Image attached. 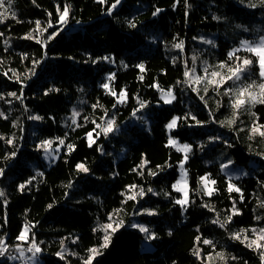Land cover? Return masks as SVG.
I'll return each mask as SVG.
<instances>
[{"label": "trees", "instance_id": "1", "mask_svg": "<svg viewBox=\"0 0 264 264\" xmlns=\"http://www.w3.org/2000/svg\"><path fill=\"white\" fill-rule=\"evenodd\" d=\"M114 2L12 0L5 21L0 23V112L7 116L0 117V136L4 137L0 140V168L4 169L0 176L4 192L0 197V237L9 245L20 243L16 236L29 224L30 238L34 235L42 249L41 264H82L88 249L102 243L103 232L93 229L109 223L112 215L114 221L123 220V226L93 264H202L193 255L197 248L202 257L224 253L226 264H261L259 254L232 239L231 233L264 227V207L260 206L264 202V156L258 155L264 153V140L248 139L250 115L242 114V120L231 129L213 122L229 117L231 109L226 99L217 111L212 91L208 107L205 103L202 108L195 104L187 107V99L195 103L198 96L177 81L184 79L185 62L191 67L194 55L210 58L211 49H206L209 45L204 39L212 38L214 31L226 25L231 32L258 23L264 19V6L260 0H121L109 15L107 9ZM253 3L257 7L248 6ZM65 5L71 7L67 28L63 29L57 23V6L62 11ZM156 8L162 11L154 16ZM49 19L52 28L43 35L33 32L35 21L46 27ZM129 21L136 27H130ZM56 31L59 35L48 40ZM30 32L34 38L24 39ZM38 39L42 43H37ZM180 41L184 42L183 51L173 47ZM217 43L220 49L214 54L219 61L227 60L229 50L237 45L223 37ZM140 64L143 71L137 67ZM252 72L259 73L255 63ZM111 74H115L113 90L127 93L124 103H117V97L102 87ZM156 84L163 90L174 88V105L162 101ZM21 91L20 100L8 95L16 92L20 96ZM139 101L145 102L144 109L149 112L148 131L143 127L146 120L131 122L140 111ZM73 109L80 113L76 124L71 120ZM252 111L264 123V105L257 104ZM185 116L188 118L183 119ZM191 116L205 123L197 125ZM173 117L182 119L172 136L192 146L186 165L191 202L185 211L175 203L180 194L172 187L184 158L168 145L166 126ZM108 119L115 120L116 130L107 136L101 133L89 147L86 133L96 127L92 121L103 124ZM241 128L244 131L237 130ZM9 138L14 145L5 143ZM57 138L65 143L50 167L38 146L45 139L57 146ZM227 144L236 164H258L254 176L234 182L240 193L228 192L229 181L215 161ZM67 145L74 148L70 151ZM12 152L15 157L6 158ZM144 161L147 164L141 167ZM78 163H84L89 171L77 170ZM206 175L216 181L211 197L203 194L200 183V177ZM21 184H25L23 190ZM130 185L137 188L129 190ZM141 188L143 197L127 199ZM149 188L153 191L148 192ZM233 204L240 215L225 227L212 223L215 219L223 222ZM134 224L155 234L153 251H141L147 233ZM247 234L252 236L251 231ZM203 239L211 240L215 248L204 245ZM60 252L66 253L64 259L57 255ZM0 264L17 262L5 256ZM215 264L225 261L217 259Z\"/></svg>", "mask_w": 264, "mask_h": 264}, {"label": "snow or ice", "instance_id": "2", "mask_svg": "<svg viewBox=\"0 0 264 264\" xmlns=\"http://www.w3.org/2000/svg\"><path fill=\"white\" fill-rule=\"evenodd\" d=\"M33 2H35V0H33ZM98 2L104 4L106 3V0H98ZM241 2H243V0H241ZM6 3L8 5L7 8L5 7ZM120 3L121 0H115V2L111 5V7L107 9L108 14L110 15L113 9H115L116 6L119 5ZM185 3H187V0H185ZM11 4H12V0H0V9L3 10L0 11V23H3L5 21L7 17V13L10 11ZM260 4L261 6H264V0H260ZM248 6L252 8L257 7V5L254 3L249 4ZM70 7H71L70 5H65L63 7V10L61 11L60 6H57V13H58L57 23L59 25H65L67 23L70 14ZM161 11L162 9L156 8V10L153 12V15L155 16ZM11 15L13 18H15L16 14L12 12ZM49 16L51 17V13H49ZM214 19H218V18L214 17ZM53 26L54 25L51 19H49V21L47 22L46 27H42L41 21L37 20L35 21V28L33 29V32H37L40 35H43V33L48 31V28H52ZM129 26L135 28L136 24L132 21H129ZM0 35L3 34L0 33ZM57 35H59V31L53 32L50 36L47 37V39L48 40L54 39ZM23 38L33 39L34 37L30 32ZM36 42L42 43V41L39 39ZM203 42L208 45H214V42L212 40H204ZM173 47L183 51L184 42L180 41L179 43L174 44ZM242 50L250 55H246V56L239 55V53ZM227 56H228L227 60L220 61L215 65H209L207 61H204L202 66V74H197L196 61L198 57L194 55L192 57L191 67H188L187 62H185V70L183 72L184 79L182 81H177V83L183 84L187 88L195 92L199 96L200 100L205 103V107H208V102L205 99V97L208 95L210 90L214 92L217 97H228V107L231 109L230 116L226 117L224 120H219V121L213 119V122L219 123L221 127H228L231 129L239 121L240 115L244 112H247L252 117L251 125L247 129L248 139L253 140L256 137H259L261 140H264V123H260L257 114L251 111V109L254 108L257 104L264 105V35L260 36L258 41H251L246 39L241 40L239 47L229 51ZM102 59L108 60L109 57H103ZM254 63L257 64L259 67L260 82H257L255 80H252L251 82H246L244 80V74ZM137 67H139L141 71L144 70L143 64H140ZM10 71L14 72V70L11 69ZM5 75H7V72H5ZM114 78H115V74H111L108 77L109 80H113ZM141 79H143V77H141ZM17 80L19 81V77H17ZM229 84H231V86H229ZM102 87L104 89L109 90V94L117 97V103H124L126 101L127 93L125 90L122 89L117 94L114 90L110 88V85L108 83H104ZM154 87L160 89V86L158 84L154 85ZM160 91L164 93L162 98L164 99L165 103H171L176 98L172 89H168L167 92H164L163 89H160ZM8 95L14 97L15 99L20 100L22 98L23 93L21 91L20 96H18L16 92L8 93ZM0 99H3L2 95H0ZM139 104H140V108L146 106L144 101H139ZM113 106L115 107V105ZM93 107L95 108L96 105H93ZM222 107H224L222 101L216 100V110L218 111ZM79 115L80 113L76 111V109L72 110L71 120L73 124H76V117ZM209 115L213 116L214 114L212 111H209ZM0 117L7 119V116L3 112H0ZM187 118L188 116H185L183 119H187ZM29 119L41 120L42 117L30 116ZM85 119H87V117H85ZM180 119L182 118L173 117L166 127L168 129L176 128L178 126V121ZM191 119L195 121L197 125L205 123L204 121L197 120L195 116H191ZM92 123L95 124L96 127L92 131L86 133L87 139L89 141V145H88L89 147H91L92 144L95 143V139L98 138L101 133L107 136L109 133L115 131L117 127L114 119H108L103 124H98L96 123V121H92ZM96 129H100V131L97 132ZM237 130L244 131V129L242 128ZM94 132L96 134L95 138L93 136ZM3 139L4 137L0 136V140ZM57 139L59 140L60 145H64L65 142L63 139H59V138ZM212 139H219V138L214 137ZM5 143L8 145H14V140L12 138H9L5 140ZM52 144H53L52 140L45 139L40 143L38 148L43 149L46 155L51 156L53 159H55L54 153L58 152L59 148L53 150ZM168 145L175 147L177 151H182L185 153L184 158L180 163V167L181 169H183L184 163L188 159V153L192 151V146L190 144L179 145L178 141L172 137L169 138ZM67 147L71 151L74 148V145H67ZM15 155L16 153L12 152L6 158H12L15 157ZM258 155L264 156V153H258ZM229 163H231V161H229ZM146 164L147 161H144L141 167H143ZM222 167L227 168L228 165H223ZM76 168L80 172H84V173H87L89 171V169L85 166L84 163H78L76 165ZM3 174H4V169L0 168V176H2ZM142 174L143 173H141V175ZM149 174L155 175L154 172H150ZM27 183H31V180H29ZM200 183L202 185V190L204 195L211 197L214 191H216L214 187L210 186L216 184L215 180H210L208 177L205 176V177H200ZM69 187H71V185H69ZM172 187L176 192L182 194V198L177 199L175 203L181 205L182 207L186 206L189 203V188L187 184L186 170L182 171L180 178L176 180V182L172 185ZM19 188L20 190H23L25 188V184H21ZM135 188H137V185L129 186V190ZM227 190L229 193L241 192V189L236 184L231 182V178L229 179ZM147 191L152 192L153 190L149 188ZM144 195H145V191L141 188L139 192H136L135 194L128 196L127 199L135 200L137 196L143 197ZM3 196H4V192L0 190V197ZM241 200H243V195H241ZM204 206L208 207L210 211H214V209L211 208L209 205H204ZM260 206L264 207V202H261ZM49 207H51V205H49ZM145 211H147L150 215L155 214L154 212H151L149 210H145ZM240 214H241L240 210L235 207V204H233V207L230 210V214L225 217L223 222H221L218 219H215L212 221V223L214 224L219 223L221 227H225L226 224L232 222L234 216ZM108 219L110 221L109 223L101 224L98 226V228L93 229L94 232L95 231L103 232L102 243L99 245V247H92L88 249L89 254L86 258L83 259L82 264H93L95 258L103 254L101 250L109 247L111 243L112 235H114L115 232H117L119 228L123 226V220L114 221L112 215H109ZM256 219L260 220L261 217H256ZM132 226L138 227L141 232H148V229L146 227L135 224ZM249 231H251L252 233L251 237L247 234ZM30 232H31V225L25 224L23 226V229L16 236V240L21 243H17L15 245H9L5 238L0 237V257L7 256V258L11 260L26 259L27 261L31 262V264H35L36 257L42 251V249L40 248L39 243L36 242L34 235L30 238L29 236ZM150 238L155 239V234H152ZM231 238L244 244L245 247L252 249L253 251H256L260 256L261 264H264V227L258 229L242 228L237 232L231 233ZM196 240L200 241L201 237L198 236ZM202 243L204 245L212 246L213 249L215 248L213 242L209 239H203ZM22 244H29V246L25 249L24 247L21 246ZM61 247L64 248L63 241H61ZM13 248L15 252L18 253V255L11 254L10 250ZM26 252L31 253V256L26 257L25 256ZM57 255L60 256L61 259H64V255L62 252L57 253ZM193 255L201 259L202 264H215V261L217 259L221 261H225L226 264V260H227L226 255L222 252H216L215 254L209 253L206 257H202L201 252L198 248L193 252ZM231 259L235 260L237 258L231 257Z\"/></svg>", "mask_w": 264, "mask_h": 264}, {"label": "rangeland", "instance_id": "3", "mask_svg": "<svg viewBox=\"0 0 264 264\" xmlns=\"http://www.w3.org/2000/svg\"><path fill=\"white\" fill-rule=\"evenodd\" d=\"M228 25L224 26V27H221L219 28L217 31H214L213 34L211 35L212 38H207V39H204V40H212L214 42V45H209L206 49L210 48L211 49V55H210V58H200L198 57L197 61H196V68H197V74H202V66H203V63L204 61H207V63L209 65H215L217 64L218 62H220L218 60V56L214 54V52H217L219 51V44L217 43V41L223 37L224 39L230 41L231 43L233 44H236V46H234L231 50H233L234 48H238L239 45H240V41L241 40H251V41H258L259 37L264 35V19L263 20H260L258 23H253V24H248L246 26H241L239 28H235L233 31H229V29L227 28ZM63 29H66L67 28V23L65 25H62ZM204 48V47H203ZM229 50V51H231ZM240 53H245L243 50L240 52ZM239 53V55H240ZM248 54V53H246ZM109 77V76H108ZM108 77L106 78V81L105 83H108L110 85V88L113 90L112 88V80H109ZM244 80L246 82H251L252 80H255L257 82H260V77H259V73L258 75H254L253 72H252V66L248 69V71L244 74ZM229 86H231V84H229ZM175 97H176V94H175V91H174V88H171ZM107 92H109V90L105 89ZM211 91V90H210ZM209 91V92H210ZM164 92H167V90H164ZM163 92H161V99L162 101L164 102V99L162 98L163 97ZM203 94V93H201ZM209 94V93H208ZM212 94H215L214 92H212ZM198 96V95H197ZM221 99V101L223 100H228V97H217L216 96V99ZM194 99H196V101H194L195 103H193L192 101L193 100H189L187 99V107H191L193 104H195L198 108H202L204 105V102L200 100L199 96L198 97H194ZM205 99L207 100H210L211 99V96L207 95L205 97ZM175 100L176 98L171 102V103H165L166 105H169V106H172L174 105L175 103ZM228 102V101H227ZM140 111L136 112V114L134 115L133 119L131 120L132 123H142L143 121L142 120H146V124L143 125V127H145V130L148 131L149 130V125H150V122L148 120V117H149V112L148 111H145L144 107L143 108H139ZM253 110V108L251 109V111ZM77 111V110H76ZM242 114H246V115H249L247 112H244ZM242 114L240 115V120H242ZM78 117V116H77ZM76 117V119H77ZM177 128V127H176ZM168 129L166 127V130H167V134H168V137H172V138H175L177 141H178V144L179 145H182V144H188V143H183L181 142L178 138L176 137H173L172 136V132L176 129ZM100 130V129H99ZM99 132V131H98ZM114 132V131H113ZM229 144H227L226 148L223 149V152H220V154L216 157L215 161H217L219 164H220V168H221V174L224 175L227 180L229 181V179L231 178V182L234 183L236 180H240V179H243V178H247V177H250V176H254V171L253 170L254 168H257L258 167V164L256 162H251L250 166H245V165H240V164H236L234 162V159L232 158V155L229 154V148L230 146ZM52 148L53 150L59 148V151L58 152H55L54 155H55V159H53L51 156H48L44 153V157L45 159L47 160L48 164L50 165V167L55 164V162L57 161V159L59 158V155L61 154L62 150H63V146L62 145H57L55 146L54 145V142L52 144ZM175 150L176 148L173 147ZM43 150V149H42ZM44 152V151H43ZM178 152H181L183 154V156L185 155L184 152L182 151H178ZM192 152V151H191ZM190 153H188V159L187 161L184 163V168L181 169L180 167V164L178 165V173H179V176H178V179L180 178L181 176V173L182 171H185L187 172V184H188V188H189V203L183 207L184 211L188 208L190 202H191V194H190V186H189V172H188V169L186 167L187 165V162L190 158ZM229 161H231V163H229ZM211 162H209V164H211ZM223 165H228L227 168H223L222 166ZM205 177V176H204ZM206 177H208L210 180H213L210 178L209 175H206ZM211 187H214L215 188V185H210ZM180 194V198H182V194ZM138 225V224H136ZM115 226V225H114ZM142 226V225H140ZM145 227V226H143ZM146 239L144 240V242L142 243L141 245V251L142 252H147V251H153L155 249V247L151 244V235L150 233L146 232ZM148 237V238H147ZM21 243V242H20ZM22 247H24L25 249L29 246V244H22L21 245ZM11 251L14 253V255H18V253L15 252L14 248L11 249ZM63 255H64V258H65V254L64 252H62ZM25 256H31V253H25ZM39 256H40V253L37 255L36 257V262L35 264H41V261H39ZM1 260V259H0ZM14 262H17V264H31V262L27 261L26 259H18V260H14Z\"/></svg>", "mask_w": 264, "mask_h": 264}, {"label": "built area", "instance_id": "4", "mask_svg": "<svg viewBox=\"0 0 264 264\" xmlns=\"http://www.w3.org/2000/svg\"><path fill=\"white\" fill-rule=\"evenodd\" d=\"M3 257H0V259H2Z\"/></svg>", "mask_w": 264, "mask_h": 264}]
</instances>
